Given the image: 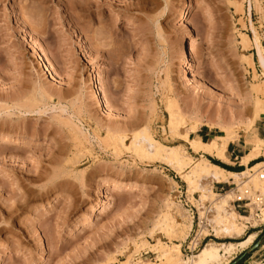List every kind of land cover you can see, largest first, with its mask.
<instances>
[{"label":"rangeland","instance_id":"1","mask_svg":"<svg viewBox=\"0 0 264 264\" xmlns=\"http://www.w3.org/2000/svg\"><path fill=\"white\" fill-rule=\"evenodd\" d=\"M105 2L0 0V264H120L130 256L161 263L162 245L180 244L192 260L210 241H239L217 237L211 220L201 223L181 175L150 159L135 136L150 130L199 158L188 132L211 141L218 122L255 118L264 70L246 59H254L255 31L264 48V0L251 10L250 0ZM191 39L193 68L185 71ZM98 84L111 108L94 94ZM173 104L185 119L176 130ZM260 127L240 128L230 152L245 155L253 137L264 140ZM6 136L22 143H3ZM250 173L259 178L261 169L243 180ZM121 178L136 189L109 185ZM176 204L194 220L186 238L164 226L168 213L180 221L170 209ZM256 217L246 235L257 231V239L226 264H264V219Z\"/></svg>","mask_w":264,"mask_h":264},{"label":"bare ground","instance_id":"2","mask_svg":"<svg viewBox=\"0 0 264 264\" xmlns=\"http://www.w3.org/2000/svg\"><path fill=\"white\" fill-rule=\"evenodd\" d=\"M104 2L105 0H101L100 5H103ZM93 3L94 0H92V4ZM260 7V0H254L253 3L252 0H250V10L253 8L260 9ZM243 36L244 39L242 44L243 47L247 49L250 47L252 41L248 37V35L244 34ZM255 45L258 48L260 65L264 69V48L261 42V38L256 31ZM195 49L196 44L192 39L188 41V44L184 47V56L188 62L185 71L191 70L193 68L190 58ZM41 57L40 59H42ZM246 61L249 62L254 68L255 72H257L254 59H252L251 57H247ZM47 67L51 68L49 64H47ZM99 82H101V78L97 79V83ZM94 90V94L99 97L101 104L106 108L109 107L110 105H108V101L103 95L99 84L95 87ZM254 91L257 92L258 97L256 103V115L253 120H239L240 122L237 125L218 122V129L221 131V133L215 136L211 141L192 138L191 135L188 134L189 132L185 135V139L189 143L190 147L194 150L195 153L201 155L199 158H195L191 154L187 153L182 147L168 146L154 139L152 134L150 133V130L145 131L144 133L142 132V134H138L135 136V138L138 140L139 146L146 152L147 156L150 159H153L155 162L158 161L165 164L173 171L181 175V177L187 184V197H189L191 201H194L201 223L205 224L207 220H211V224L216 231L217 237L233 238L239 241L230 243H218L215 241H210L192 260H186L183 258L182 252L180 250V244H176V247H166L165 245H162L160 246L163 258L161 263H155L149 259L135 261V258L133 256H130L126 261H120V264H226L231 261L233 255L236 254L239 249L248 248L251 242L257 239V236L259 234V232L257 231L246 235L247 230H249L250 228H256L259 225V219L256 217L255 212H252L250 215L241 214L233 205L232 200L234 199L233 197H235L234 195L237 194L238 188L242 189V187L246 184H248L250 187L249 183L254 184V187L255 184H257L258 189L261 188L262 191H264V180L260 179V177L258 178L256 174L250 173L251 175L247 179L243 180V178L248 175V172H250V170H255L256 173L260 169L262 171L264 162H258L252 167L249 164L251 161L257 160L262 156V154L260 153V147L264 144V140L259 136H255L253 137V139L247 142L248 148H250V150L246 152L245 155H243L240 159L241 164L247 167V170H243L240 172L226 170L225 168L212 162L206 156L209 155L215 157L221 162L228 165L235 164V162L232 161L231 158L226 156V153L229 150L230 144L233 142H237V140L239 139L238 130L242 128L245 134H250L258 121L264 119V98H261V95L264 96V81L260 84L258 83L257 86L254 87ZM111 107L112 106H110V108ZM169 111L171 124H173L171 127L174 130L175 127H178L180 124L185 122L183 111L176 104L172 106ZM199 127L200 125L197 124L195 127L191 128L192 133H197ZM108 131L112 132L113 135L114 133H116V131L113 132L111 128ZM118 137L120 138L119 135ZM124 137H121L120 139L122 142L125 141ZM3 140V143L7 144L22 143V141H20L19 139H13L12 137L7 136L4 137ZM226 183L234 184L238 188L231 189L224 193H217L215 191L217 184ZM109 185L113 186L115 190H121L124 188L129 190L136 189L135 184L125 181L124 178L112 181ZM196 193L200 194V199H197L195 197ZM208 202L211 204V211L206 208V204ZM170 209L175 211V213H177L181 219L180 221H177L174 216H169L170 214L168 213L166 215L165 225L163 224L166 227L165 229L168 232H175L176 229H182L184 232V238L188 237L189 232L194 224L192 216L187 215L186 212L183 211L184 208H181L179 204L170 206ZM262 219H264V213ZM198 237L195 238L194 243L200 242ZM109 264H114V260H111Z\"/></svg>","mask_w":264,"mask_h":264},{"label":"built area","instance_id":"3","mask_svg":"<svg viewBox=\"0 0 264 264\" xmlns=\"http://www.w3.org/2000/svg\"><path fill=\"white\" fill-rule=\"evenodd\" d=\"M260 159H264V154L263 156L258 158L257 161H259ZM263 162L264 161H262L261 163ZM262 169L263 170L261 171L262 174L260 173V179L264 180V167ZM232 203L234 204L237 210H240L242 212L255 211L257 216L263 217L264 191L255 189L253 187L243 186L242 189L238 188L237 194L235 195L234 201Z\"/></svg>","mask_w":264,"mask_h":264},{"label":"crops","instance_id":"4","mask_svg":"<svg viewBox=\"0 0 264 264\" xmlns=\"http://www.w3.org/2000/svg\"><path fill=\"white\" fill-rule=\"evenodd\" d=\"M254 49V53H253V57H254V62H255V64H256V67L258 66L259 68H261L262 66L258 63V65H257V61H258V56H259V52H258V48H257V46L255 45V47L253 48ZM264 70V69H263ZM261 127H260V130H263L264 131V119H262L261 121ZM253 131V130H252ZM230 147V146H229ZM231 148V147H230ZM230 150L231 149H229L228 150V152L226 153V156L227 157H229V155H231V160L233 161V160H235V164L234 165H228V164H226V165H228V166H230V167H233V168H237L236 166H238L239 168H243V167H245V166H243V164H241V162H240V159H241V157L243 156H239V155H237V150L236 149H233L232 150V152H230ZM239 151V150H238ZM230 158V157H229ZM258 162H260V161H257V160H253V161H251L250 162V164L249 165H252V166H254L255 164H257ZM223 163V162H222ZM225 164V163H224Z\"/></svg>","mask_w":264,"mask_h":264},{"label":"trees","instance_id":"5","mask_svg":"<svg viewBox=\"0 0 264 264\" xmlns=\"http://www.w3.org/2000/svg\"><path fill=\"white\" fill-rule=\"evenodd\" d=\"M215 164L225 168L226 170H229V171H233V172H240L242 171L241 169L242 168H233V167H230L224 163H222L221 161H215V160H212Z\"/></svg>","mask_w":264,"mask_h":264}]
</instances>
